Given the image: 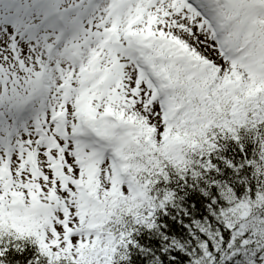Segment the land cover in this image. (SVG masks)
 I'll return each instance as SVG.
<instances>
[{"label": "snow or ice", "instance_id": "1", "mask_svg": "<svg viewBox=\"0 0 264 264\" xmlns=\"http://www.w3.org/2000/svg\"><path fill=\"white\" fill-rule=\"evenodd\" d=\"M0 264H264V0H0Z\"/></svg>", "mask_w": 264, "mask_h": 264}, {"label": "trees", "instance_id": "2", "mask_svg": "<svg viewBox=\"0 0 264 264\" xmlns=\"http://www.w3.org/2000/svg\"><path fill=\"white\" fill-rule=\"evenodd\" d=\"M231 147L232 146H230V148H229V153H227L228 155H231ZM171 211H172L173 214H175V210H171Z\"/></svg>", "mask_w": 264, "mask_h": 264}]
</instances>
